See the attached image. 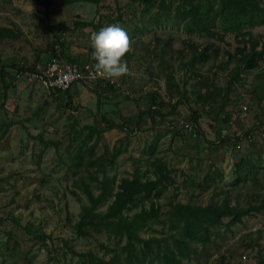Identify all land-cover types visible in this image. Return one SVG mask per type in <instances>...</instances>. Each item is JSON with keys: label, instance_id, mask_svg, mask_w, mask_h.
<instances>
[{"label": "rangeland", "instance_id": "1", "mask_svg": "<svg viewBox=\"0 0 264 264\" xmlns=\"http://www.w3.org/2000/svg\"><path fill=\"white\" fill-rule=\"evenodd\" d=\"M196 4L202 31L185 28L192 8L184 0H0V68L7 64L0 74V264H90L84 254L96 256L97 264H156L162 245L143 252L144 245L135 243L129 250L124 237L105 231L80 236L74 228L89 204L86 184L98 194L107 179L115 193L122 178L136 172L141 182L157 181L123 209L130 215L154 202L159 208L141 237L168 238L173 245L178 230L167 214L170 205L228 201L247 212L229 224L222 218L210 225L205 244L189 239L187 256L177 253L179 264H264V136L238 148L230 138L248 125L264 128V54L257 67L229 81L237 49L247 50L248 38L262 46L264 21L226 29L224 16L215 12L218 0ZM112 23L129 36L121 57L129 72L113 78L111 90H101V82H76L57 97L15 72L45 63L61 27L67 31L62 53L96 63L89 35ZM205 46L209 57L201 60ZM13 52L14 68L6 58ZM152 104L165 119H190L199 111L204 135L193 139L160 119L152 123L145 113ZM100 114L119 127L107 128ZM224 115L227 121H219ZM244 159L253 174H238ZM113 198L92 213H103Z\"/></svg>", "mask_w": 264, "mask_h": 264}, {"label": "trees", "instance_id": "2", "mask_svg": "<svg viewBox=\"0 0 264 264\" xmlns=\"http://www.w3.org/2000/svg\"><path fill=\"white\" fill-rule=\"evenodd\" d=\"M99 0H65L67 3L72 2H88L97 4ZM188 1L191 4V17L184 22V26L187 30H197L202 31L205 30V25L203 23L202 12L197 10V2H201L207 4L210 0H184ZM196 1V2H195ZM218 8H216L215 12L222 14L224 19L222 20V24L226 29H234L238 30L241 28L242 23H254L258 21H264V6L261 0H218ZM82 25L90 26L92 22H79ZM78 23V24H79ZM63 27L59 28L61 30ZM58 30V33H59ZM58 45L60 50L57 52V49L54 47V44L50 46L51 55H55L59 53L60 55H64L62 53L61 44H64L65 39L60 40L59 35L57 36ZM247 41L248 49L238 48V56L239 58L237 64L230 70V79L238 80L241 79V71L246 69H252L257 67L259 58L264 54V42L259 49L256 48V41L252 38H248ZM61 45V46H60ZM208 46L203 47L200 52V59L206 60L209 55H206V48ZM66 57V56H65ZM70 60L75 61L73 58H69ZM192 63V61L190 62ZM44 65H41V67ZM16 67V66H15ZM37 69V68H36ZM36 69H32L36 70ZM18 71L22 70V66H18ZM3 70L0 68V74L2 75ZM86 82V81H82ZM91 83V82H88ZM100 83V82H99ZM104 86H99L101 90H105V88L112 89V84L107 81L101 82ZM94 84V83H93ZM105 87V88H104ZM228 88V86H227ZM71 89V88H70ZM65 90L63 92H57L58 95L68 94V91ZM106 91V90H105ZM154 102L157 103V99H154ZM180 101L177 100L175 105H177ZM155 112V116L152 114ZM142 113V112H141ZM149 115L152 123H155L156 119H160L161 122L165 123V113L160 111L158 108L155 110L148 109L145 112ZM101 120L103 124L109 128H118L119 125L111 122L104 114H100ZM201 114L197 110H193L189 115L188 120L193 121L196 124L198 129L199 136H203V132L199 125V118ZM219 121L226 122L227 116L219 117ZM225 127H222V129ZM221 129V130H222ZM220 131V129H219ZM222 132V131H221ZM221 134V133H220ZM222 135V134H221ZM193 138V139H196ZM226 139L227 136L221 137V141ZM235 146V144L233 143ZM264 162V160H263ZM239 165V175H250L253 174V166L248 162L242 161ZM133 178H122L119 183L118 190L115 193H112V189H110V185L107 182V179H103L101 183L104 185L100 188V192L98 194H93L88 184H86L83 188L86 196L88 198L89 204L84 205L79 214V219L75 223V232L80 236L89 235L92 231L101 232L105 231L108 235H113L116 237H124L127 243L126 247L129 250H133L135 243L143 244L144 247L141 250L144 252L145 249H149L153 244L158 246L162 245V248L157 251L158 256L156 257V264H179L180 259L177 257V253L183 254L182 256H187L188 248L190 247L189 239L194 241H198L201 244H205L210 241V225L221 222L222 218H227L229 224L230 222L237 221L241 215L247 212V209L242 208L238 205H234L229 203L228 201H224L221 203H217L215 205L208 206H200L195 204H181L176 203L170 205L167 211L168 217L173 222V227L176 231L172 234V243L170 245L168 243V238H156L152 236L149 238H143L140 236L139 231L144 226H146L149 221L155 219L158 213V207L154 206L155 202L152 203L150 209H140L130 215L123 213V209L126 207V204L129 203L133 196L136 193H140L142 189H152L155 187L157 181L156 180H148L147 182H141L138 178L137 172L133 174ZM252 178V177H251ZM255 179V178H254ZM256 180V179H255ZM114 196L111 203L107 206L106 210L103 213L95 216L92 212L94 208L100 204L102 200L107 198L108 196ZM177 227V228H176ZM162 242V244H161ZM130 246V247H129ZM89 256L90 264H97L96 256L93 254H84ZM101 261V260H100ZM101 264V262H100ZM259 264V262H257Z\"/></svg>", "mask_w": 264, "mask_h": 264}, {"label": "built area", "instance_id": "3", "mask_svg": "<svg viewBox=\"0 0 264 264\" xmlns=\"http://www.w3.org/2000/svg\"><path fill=\"white\" fill-rule=\"evenodd\" d=\"M65 28L59 30L60 40L66 38L67 31ZM54 47L57 49V52L60 50L59 45L55 44ZM66 56V55H65ZM64 55L59 53L51 55L46 61L44 66L37 67L36 70H29L26 66H22V70L15 72L17 75H23L30 80H35L41 83L45 89L52 92L54 95H57V92H63L72 87L76 82L87 81L91 83H98L107 81L111 84H114L113 78H105L99 74L98 70L95 68V62L87 61L83 64H79L76 61L70 60ZM57 91V92H56ZM151 110L157 109L156 104L151 105ZM241 111H247L248 106L243 104L241 106ZM165 125L169 128L182 129L186 134L192 138H196L199 133L196 127V124L188 119H173L166 118ZM225 128H223L222 135H225ZM264 136V128L262 126H251L248 125L245 128H239L238 130L233 131V135L230 136L232 142L235 144V147H239L240 142L250 143L254 140L256 135ZM243 259H245L243 257Z\"/></svg>", "mask_w": 264, "mask_h": 264}, {"label": "clouds", "instance_id": "4", "mask_svg": "<svg viewBox=\"0 0 264 264\" xmlns=\"http://www.w3.org/2000/svg\"><path fill=\"white\" fill-rule=\"evenodd\" d=\"M89 40L99 74L105 78H118L129 72L127 63L121 59L129 48V36L118 23L91 32Z\"/></svg>", "mask_w": 264, "mask_h": 264}, {"label": "crops", "instance_id": "5", "mask_svg": "<svg viewBox=\"0 0 264 264\" xmlns=\"http://www.w3.org/2000/svg\"><path fill=\"white\" fill-rule=\"evenodd\" d=\"M70 54H71V51H70ZM14 57L15 58H17L18 57V54L16 53V52H13V53H10V54H8L7 56H6V58H9L8 60L10 61L9 63H10V66H12L13 68L15 67V66H13V60H15L14 59ZM49 57H50V55H47V53H44V56H43V60L45 59V63H46V61L49 59ZM77 62H79V64H83V63H85L86 61H83L82 60V58H79V61L77 60ZM45 63H41L42 65H44ZM6 65L7 64H4V66H3V68H2V70L6 67ZM10 68V67H9Z\"/></svg>", "mask_w": 264, "mask_h": 264}]
</instances>
